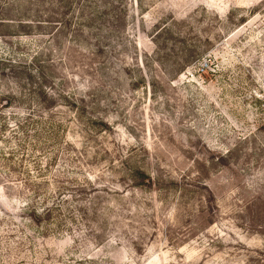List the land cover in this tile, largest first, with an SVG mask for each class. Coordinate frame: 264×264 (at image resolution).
I'll list each match as a JSON object with an SVG mask.
<instances>
[{
  "label": "rangeland",
  "instance_id": "1",
  "mask_svg": "<svg viewBox=\"0 0 264 264\" xmlns=\"http://www.w3.org/2000/svg\"><path fill=\"white\" fill-rule=\"evenodd\" d=\"M0 264H264V0H0Z\"/></svg>",
  "mask_w": 264,
  "mask_h": 264
}]
</instances>
